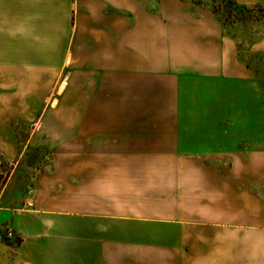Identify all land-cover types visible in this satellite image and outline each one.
<instances>
[{
  "label": "crops",
  "instance_id": "crops-1",
  "mask_svg": "<svg viewBox=\"0 0 264 264\" xmlns=\"http://www.w3.org/2000/svg\"><path fill=\"white\" fill-rule=\"evenodd\" d=\"M253 80L217 16L183 0H0V224L31 219L0 264H264V202L225 204L209 172ZM35 140L63 151L33 177ZM80 158L104 200L64 198Z\"/></svg>",
  "mask_w": 264,
  "mask_h": 264
},
{
  "label": "rangeland",
  "instance_id": "rangeland-1",
  "mask_svg": "<svg viewBox=\"0 0 264 264\" xmlns=\"http://www.w3.org/2000/svg\"><path fill=\"white\" fill-rule=\"evenodd\" d=\"M183 1L187 6H193L196 11L206 10L217 16L223 25L225 36L233 39L239 60L247 64L254 73V84L250 85L252 101L249 109L241 112L238 117L225 118V129L232 127L234 132H225V140L228 142L225 141L223 150L219 154L209 155V161L212 163L209 164V172L218 174V178L222 179L224 188L222 198L225 204L246 203L247 201L264 202V0ZM234 2L252 8V11L238 9L233 6ZM256 6L262 8L263 16ZM23 136L24 134H22ZM231 136L239 137L237 146L235 143L234 145L230 143ZM33 144V147L27 148L21 155L19 165L34 177L53 164L51 161L53 152L63 150L43 148L40 140H35ZM76 152L83 157L87 155L88 150L79 149ZM65 162V160L59 159V167H62ZM89 164L91 161L85 158H80L78 161L81 174L78 177L79 180H73V183L74 187L78 188L79 194L64 197L73 204L85 205L89 203L88 201L94 204L98 200H104L103 197H97L99 191L94 187L96 182L87 180ZM13 166L14 164L6 161L0 155V176H9ZM188 168L191 166H182L185 171H188ZM91 171L97 170L94 167ZM28 183L34 185L35 179L29 180ZM65 183L68 185L71 182L65 181ZM30 190L31 188L27 186L24 200L28 201L33 197V192ZM15 192L19 194L21 189H17ZM89 193H92V196ZM21 198L16 196V200ZM17 207V209L24 208L22 204ZM18 222L21 228H16L14 225L9 226L13 232L10 238L6 236L8 225L0 224L1 253L23 252V249H19L18 246L22 241V230L31 223V219L21 216ZM8 244L11 245V248L6 247Z\"/></svg>",
  "mask_w": 264,
  "mask_h": 264
},
{
  "label": "trees",
  "instance_id": "trees-1",
  "mask_svg": "<svg viewBox=\"0 0 264 264\" xmlns=\"http://www.w3.org/2000/svg\"><path fill=\"white\" fill-rule=\"evenodd\" d=\"M198 2V1H197ZM233 6L234 7H237L238 9H243V10H245V11H248V12H251L252 10V8H248V7H246V6H241V5H239V4H237V3H233ZM257 7V9H259V11L262 13L261 14V16H263V12H262V8L261 7H259V6H256ZM214 12H215V10H214ZM7 177H8V175L6 176V177H2V176H0V190L2 189V187H3V185L5 184V182H6V180H7Z\"/></svg>",
  "mask_w": 264,
  "mask_h": 264
},
{
  "label": "built area",
  "instance_id": "built-area-1",
  "mask_svg": "<svg viewBox=\"0 0 264 264\" xmlns=\"http://www.w3.org/2000/svg\"><path fill=\"white\" fill-rule=\"evenodd\" d=\"M13 235V232H12V230H11V228H7V232H6V236L8 237V238H10L11 236Z\"/></svg>",
  "mask_w": 264,
  "mask_h": 264
},
{
  "label": "bare ground",
  "instance_id": "bare-ground-1",
  "mask_svg": "<svg viewBox=\"0 0 264 264\" xmlns=\"http://www.w3.org/2000/svg\"><path fill=\"white\" fill-rule=\"evenodd\" d=\"M63 85V84H62Z\"/></svg>",
  "mask_w": 264,
  "mask_h": 264
}]
</instances>
